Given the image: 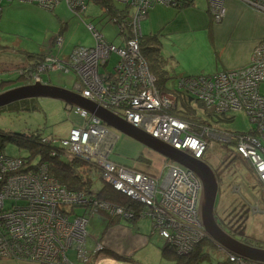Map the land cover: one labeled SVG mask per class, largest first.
<instances>
[{
    "label": "built area",
    "instance_id": "obj_1",
    "mask_svg": "<svg viewBox=\"0 0 264 264\" xmlns=\"http://www.w3.org/2000/svg\"><path fill=\"white\" fill-rule=\"evenodd\" d=\"M17 1L51 10L64 2L78 17L87 7V0ZM171 1L122 0L120 4L129 8L128 13L110 14L111 20L121 24L122 40L117 45L107 41L95 25L86 24L95 37L94 44L88 48L74 47L65 61L77 77L72 90L199 159L210 147L211 142L205 136L215 134L225 141H234L236 153L249 163L262 183L264 194V93L260 91L264 83V37L253 48L248 64L241 68L178 77L176 88L195 97L212 113L222 116L227 111H242L251 123L246 131L219 132L212 125H202L193 132L186 120L171 113L176 106L175 92L166 85L165 89L158 85V78L142 53L141 20L155 2ZM240 1L264 11V0ZM224 3L225 0H208L216 22L225 15ZM55 42L62 43L61 35L55 37ZM112 54L118 58L114 69L109 70L106 66ZM68 107L80 122L65 137L42 138L44 144L52 147L51 154L59 155L64 150L72 157L91 163L103 184L129 201L146 205V211L138 213L150 216L156 229L153 232L180 251L193 249L203 231L198 208L201 192L198 176L172 161L166 164L163 178L115 161L112 151L117 135L111 127L79 107ZM24 163L23 158L0 151V257L36 264H76L87 254L83 247L87 218L74 213V208L84 206L89 212L104 209L119 219L134 214L121 201L102 200L82 189L67 190L50 174L47 162L30 167ZM92 180L96 179L92 177ZM258 204L253 206V212L260 210ZM69 250L73 251L74 259L68 255ZM225 252L228 264H264ZM75 255L82 257L77 259Z\"/></svg>",
    "mask_w": 264,
    "mask_h": 264
},
{
    "label": "rangeland",
    "instance_id": "obj_2",
    "mask_svg": "<svg viewBox=\"0 0 264 264\" xmlns=\"http://www.w3.org/2000/svg\"><path fill=\"white\" fill-rule=\"evenodd\" d=\"M175 3L176 0H172L164 4L175 5ZM2 6L3 11L0 13V79H11L7 82H0V92L13 85L29 84L35 80L49 81L51 84L73 89L77 80L76 73L65 61L68 60V55L75 46L88 48L94 44L95 37L86 28V24L95 25L107 41L116 45L120 42V35L117 34L119 30L117 23L109 20L108 16H101L100 5L92 0H87V8L84 13L81 12V17L76 16L64 2L52 10L17 0L12 1V3L3 0ZM115 10L125 15L129 8L123 5L122 8ZM213 21L216 22L214 19ZM126 22L129 23V21ZM57 35L62 37L60 44L55 42ZM117 58L116 54H112L106 68L114 69ZM5 61L17 62L19 65L17 68L11 64L6 67L3 65ZM51 61L53 62L50 63ZM47 62L49 65H46ZM6 68H8L7 71H4ZM13 68H16V71ZM101 71L103 72L105 69L101 68ZM170 72L168 79L163 82L172 89L177 86L176 78L181 73L177 69ZM33 78L37 79L34 80ZM260 91L264 93V83L261 84ZM30 100L35 108L12 109L6 105V108H0V129L2 131L30 133L37 130L46 136L65 137L68 135L69 130L77 120L74 112L68 108L69 104L50 97H34ZM193 101L195 103V100ZM195 107L197 114L201 112L199 103H195ZM222 117L218 120L215 117H207L206 119L212 125L211 127H215L214 129L219 132L246 131L251 127L248 117L242 111H227ZM190 130L194 132L191 125ZM111 131L117 135L112 151V158L115 161L127 165L134 163L135 167L151 171L161 178L166 175L165 164H168L170 160L165 163L166 159L158 152L134 141L114 128H111ZM205 139L211 143L202 158L218 173L219 189L216 195L214 213L218 214L219 225L237 239L245 240V236L246 239L252 238L253 243L262 242V246H264L262 183L252 171L249 163L236 153L234 141H225L215 134L205 136ZM42 144H44L43 141ZM3 153L17 157L30 156L27 149L17 146L12 141L5 143ZM138 155L141 159L137 160ZM30 159L31 157L27 159L24 165L30 167L32 164L36 166L39 164L38 157L32 159L31 162ZM20 170H23V167ZM91 176L96 177L95 190H97L99 186H102L103 181L94 171L91 172ZM257 204L260 210L253 212L252 208ZM126 206L134 214L129 218L121 217L122 219L133 221V219L140 217V227L144 233H149L151 228L156 230L155 225H152L149 219V215L138 213V211H146L145 204L132 200ZM108 212L110 213L104 209L89 212L84 206L74 208V213L85 215L87 218V238L83 244L87 254L84 255L85 259L82 258L83 261L80 260L82 263L76 262V264H109L107 261H118L121 262L120 264H174V257L170 254L171 257L163 254L162 246L167 245L169 249L174 250V256L176 254L183 257L189 256L193 250L180 251L154 231L149 242L128 250V254H120L124 257L123 259L116 255L114 257L107 254L106 250L104 251V247H106L104 236L108 231L104 230V227L108 218H115L111 213L108 216ZM131 226L133 225L131 224ZM100 236H103L102 241L98 240ZM99 243H103L102 248ZM95 244L96 246H94ZM203 248L207 257L197 264H223L224 262L228 264L226 249L213 243L210 244V242ZM104 252L107 256L102 255ZM112 252L114 251L112 250ZM68 255L74 259L72 250L68 251ZM75 256L77 259L82 257Z\"/></svg>",
    "mask_w": 264,
    "mask_h": 264
},
{
    "label": "crops",
    "instance_id": "obj_3",
    "mask_svg": "<svg viewBox=\"0 0 264 264\" xmlns=\"http://www.w3.org/2000/svg\"><path fill=\"white\" fill-rule=\"evenodd\" d=\"M188 2L178 7L156 3L147 10L140 23L144 38L156 35L157 51L166 59L167 72L179 70L181 74L177 75L176 79H178L181 75L208 74L247 65L254 46L264 37V13L240 0H225V15L216 23L208 7V0H188ZM3 6L1 5L0 13L3 11ZM119 35L121 42V34ZM9 64L16 68L19 65L17 62L3 63L6 67ZM16 68L13 70L16 71ZM74 116L77 120L72 126L80 122V118ZM138 159H141L139 155ZM129 166L155 175L151 171L135 167L134 163ZM114 217L108 218L104 227V230L108 231L104 236L106 239L104 251L113 250L117 254L125 255L128 254V250L151 240L150 236L154 234L152 228L149 233H144L140 227V217L133 221ZM102 238L103 236H100L98 240L102 241ZM102 255H106L105 252ZM0 264L35 263L0 257Z\"/></svg>",
    "mask_w": 264,
    "mask_h": 264
},
{
    "label": "trees",
    "instance_id": "obj_4",
    "mask_svg": "<svg viewBox=\"0 0 264 264\" xmlns=\"http://www.w3.org/2000/svg\"><path fill=\"white\" fill-rule=\"evenodd\" d=\"M92 1L100 5L102 9L101 15H103V13L106 12L108 14L110 13L116 14V10L113 8L112 0H92ZM188 3H189L188 0H176L175 6L176 7L182 5L184 6L185 4ZM140 39H141V43L144 44V45L141 44L142 53L145 56V59L147 60L148 66L152 70V72L156 74L158 78V85L160 87H163L164 85H166V83L163 81L168 79L169 76L166 69V59L163 58L157 51V46H156L157 37L156 35H150L147 36V38H144V36H142ZM8 80L9 79L1 78L0 82H4V81L7 82ZM165 88L166 86H164L163 89ZM171 90H173L176 95V106L173 109V111H171V113L183 120H186L194 128V130L197 131L200 130L202 128V125H211L206 119L207 117H211V118L215 117L217 118V120L223 118L221 115H217L215 113H212L210 110L206 109L202 105V103L199 102L195 97L186 94L184 91L179 90L176 87L172 88ZM30 99H22L16 102H12L6 106L12 109L35 108V105H32V101ZM193 100H195V103H199V105L201 106V112H199L198 114L196 112L195 109L196 107ZM6 106L2 108H6ZM45 137L47 136L42 135L37 130L30 133H18V132H5L0 129V151L3 152V148L6 142L12 141L17 146L21 148H25L29 151V155H30L29 157H31L30 162L35 157L39 158V163L47 162L50 174L54 176L56 179H58V181L61 184H63L67 190L74 191V190L82 189L87 193L93 194L94 197L96 198L102 200H110L113 202L121 201L125 205L131 202L128 199L126 201V197L122 196V194L120 193L115 192L114 190L111 189V187L105 184H102V186H99V188L95 190L96 182L92 180L91 172L94 171V173H97V176H99L96 168L87 161L66 154L64 150H61L62 153L59 155L51 154L52 147L49 145L42 144L41 139ZM20 157L23 158L26 162L27 159L29 158L22 156ZM94 178L96 179V177ZM244 239L245 240L242 241L248 244L259 245V246L262 244V242L260 241H256L255 243H253L252 238L246 239L245 236ZM208 241L210 242V244L213 243L207 238L200 240L195 245L193 250L190 252V255L189 256L187 255L185 257L179 254H176L174 256L173 254L175 253L174 250L169 249L167 245H165L164 247L162 246L161 249L163 254H167V256L171 255L174 257V264H197L198 262L202 261L204 258L207 257L206 253L203 251L204 249L203 247L209 243ZM99 244L103 246L101 243ZM106 253L111 254L114 257L116 255L122 259L124 258L123 256L118 255L117 253H114L111 250H106ZM225 263L226 262H224L223 264Z\"/></svg>",
    "mask_w": 264,
    "mask_h": 264
},
{
    "label": "water",
    "instance_id": "obj_5",
    "mask_svg": "<svg viewBox=\"0 0 264 264\" xmlns=\"http://www.w3.org/2000/svg\"><path fill=\"white\" fill-rule=\"evenodd\" d=\"M34 97L56 98L69 104V106L79 107L100 119L109 127L158 152L167 160L176 162L187 170L193 171L201 182L198 208L203 231L197 241L207 238L215 245L231 253L253 260L255 263H264L263 246H255L235 238L226 232L216 220L214 214L215 200L219 185L212 167L205 160L196 158L162 142L72 89L51 84L49 81H35L1 91L0 108L18 100Z\"/></svg>",
    "mask_w": 264,
    "mask_h": 264
},
{
    "label": "bare ground",
    "instance_id": "obj_6",
    "mask_svg": "<svg viewBox=\"0 0 264 264\" xmlns=\"http://www.w3.org/2000/svg\"><path fill=\"white\" fill-rule=\"evenodd\" d=\"M121 1L122 0H112V4H113V8L114 9H119V8H122V4H120L121 3ZM87 8V7H86ZM101 14H102V12H101ZM111 14V13H110ZM110 14H108L107 12L106 13H103V16H108L109 17V20H111L110 19ZM145 17V16H144ZM113 23H117V25H118V33L119 34H121V27H120V22L118 21V20H116V21H114V20H111ZM128 21V20H127ZM141 28V27H140ZM143 36V34H142V31H141V37ZM140 37V38H141ZM141 40V39H140ZM142 44V43H141ZM143 45V44H142ZM141 45V46H142ZM202 159V158H201ZM255 246H259V245H255ZM250 261H253V260H250Z\"/></svg>",
    "mask_w": 264,
    "mask_h": 264
},
{
    "label": "flooded vegetation",
    "instance_id": "obj_7",
    "mask_svg": "<svg viewBox=\"0 0 264 264\" xmlns=\"http://www.w3.org/2000/svg\"><path fill=\"white\" fill-rule=\"evenodd\" d=\"M213 169V171H214V173H215V175H216V178H217V180H218V173H217V171L214 169V168H212ZM215 214V217H216V220L218 221V223L220 222V220H218V214L217 213H214ZM224 223V222H223ZM227 227V226H226ZM228 228V227H227Z\"/></svg>",
    "mask_w": 264,
    "mask_h": 264
},
{
    "label": "clouds",
    "instance_id": "obj_8",
    "mask_svg": "<svg viewBox=\"0 0 264 264\" xmlns=\"http://www.w3.org/2000/svg\"><path fill=\"white\" fill-rule=\"evenodd\" d=\"M203 159V158H202Z\"/></svg>",
    "mask_w": 264,
    "mask_h": 264
}]
</instances>
